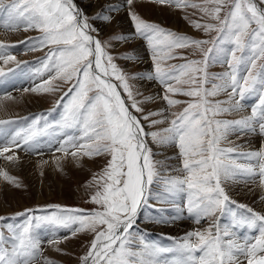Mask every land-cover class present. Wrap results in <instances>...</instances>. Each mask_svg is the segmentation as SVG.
<instances>
[{
    "label": "snow or ice",
    "instance_id": "snow-or-ice-1",
    "mask_svg": "<svg viewBox=\"0 0 264 264\" xmlns=\"http://www.w3.org/2000/svg\"><path fill=\"white\" fill-rule=\"evenodd\" d=\"M136 2L123 0L89 18L74 0H7V3L0 0V19L6 16L4 29L39 30L41 36L29 38L33 41L31 51L52 46L43 67L50 73L54 70L55 74L23 91L54 92L59 88L51 83L55 80L70 85L57 101V107L63 105L59 126L77 129L81 135L68 136L56 151L72 157L80 154L89 158L107 157L102 170L93 177L95 191L90 202L97 208L90 212L64 209L41 216L25 213L27 218L21 225H0V264H56L43 256L42 241L37 234L42 225L68 229L73 236L81 232L93 234L80 264H264V214L232 200L223 186L227 181H258L264 189V143L247 152H238L239 146H220L234 133H252L264 138V0H201L200 3L149 0L157 5L174 4L177 8L198 10L205 22L190 23L206 34L215 32L211 40L194 39L146 21L135 11ZM121 8H126L135 35L147 41L154 72L131 77L124 73L108 49L110 40L124 41L127 37L101 40L100 30L90 23V19L110 23L112 16L105 12H119ZM205 45L210 46L205 48ZM13 46L0 42V60L4 64L15 61V56L8 54ZM188 48L198 51L202 58L187 60L175 52ZM178 56L186 62L168 71L161 67L163 60ZM121 58L136 59L127 54ZM216 64L226 66V70L210 73L208 69ZM5 75L0 69V77ZM130 79L158 81L164 88L162 99L167 109L146 112L141 105L152 97L137 101ZM211 81L219 83H212L211 89L204 87ZM185 84L187 88L176 86ZM220 93H225L227 100L209 99ZM176 95L190 100L174 99ZM252 95L258 97V103L251 108L250 115L233 120L217 118L243 111L242 102ZM181 104L186 106L178 113L172 112L175 118L168 120L165 111ZM43 118V114L37 116L22 130L23 134L17 132L0 145V157L8 162L17 161L13 150L21 147V143L32 150L36 138L48 134L52 127L38 128ZM8 122L0 120V124ZM145 123L149 129L164 123L168 127L146 131ZM149 137L153 144L177 149L180 167H166L165 162L173 157L154 159L160 153L153 152ZM233 153L236 158L232 157ZM239 158L248 162L238 163ZM172 171L181 175H171ZM0 177L20 186L7 171L0 170ZM153 185L162 190L154 192ZM181 193H187V215L195 223L199 224L203 218L211 219L207 229L186 233L173 247L150 243L143 233L134 230L140 210L150 199L176 204ZM184 211L176 205V214L165 216L163 209H157L158 215L148 219L169 224L182 218ZM224 216H228L229 222L221 224ZM5 219L0 217V221ZM253 232L258 234L252 235ZM48 243L56 246L55 251H63L58 247L59 239L53 238ZM164 253L171 257L161 259Z\"/></svg>",
    "mask_w": 264,
    "mask_h": 264
},
{
    "label": "rangeland",
    "instance_id": "rangeland-1",
    "mask_svg": "<svg viewBox=\"0 0 264 264\" xmlns=\"http://www.w3.org/2000/svg\"><path fill=\"white\" fill-rule=\"evenodd\" d=\"M141 1L149 2V0ZM5 2L7 3V0H5ZM95 2L98 3L96 4ZM122 2L123 0H91L92 8L87 10L86 8H83L84 6H82V9L83 13L91 18L96 13L100 12L102 8L106 9L109 5H118ZM188 2L200 3L201 0H188ZM138 6L139 7L137 8L135 7V11L138 12L143 19L150 23L157 24L161 28L168 31L181 35H187L198 40H211L216 35L215 32L206 34L205 32L197 30L192 26L190 21L195 20L203 23L205 20L202 19L198 10L191 7L177 8L174 4L157 5L159 6L157 8H161L162 10L166 11L172 10L173 14L177 15L178 17L180 16L179 23H183L185 25L182 26L179 23H177L178 25L172 24V16H170L168 13V18H158L153 13L155 10L153 7L148 9L144 4ZM144 12H148L149 15L145 14ZM105 14L112 16L110 23L91 19L90 23L100 30L99 38L101 40H109L110 37L121 35L127 37V39L124 41L115 39L110 40V47L108 50L114 56V62L117 64V66L130 77L137 74L154 72L152 53L149 50L147 41L144 38L135 35L134 26L127 14L126 9L121 8L119 12L106 11ZM124 17L127 19V25H129L128 28L122 23ZM4 20H6V16L3 19H0V42L14 45L13 47L9 48L8 54L15 56V61H9L8 64H4L3 60H0V69H3V71L6 73L5 76L0 77V81L3 82V86L5 83L6 85L11 83L9 85L11 86L10 88L8 87L5 88V90H0V99H7L15 96L14 98L16 99V103L17 101L22 100L20 95L22 92H24L23 89H31L32 87L41 84L42 81L48 80L50 75L55 74L54 70L50 73L43 67L45 57L52 46L45 47L42 50H29L33 43V41L29 38L39 37L42 35V33L35 29L24 31L23 27L16 31L6 30L2 27ZM210 22L215 23L214 21ZM108 25L112 26V28H105ZM17 36L22 37L19 39H13V37ZM130 36L132 38H136V40H131ZM209 46L210 45H205V48ZM175 52L177 54H182L187 60L202 58L198 51L193 52L191 48L176 49ZM125 54L136 57V59L129 60L121 58ZM143 54L146 56L144 57ZM144 58L149 60V64L146 66L142 63ZM186 59H181L179 56L176 59H166L162 61L161 67L165 69V71H168L171 70L172 66H178L185 63ZM37 70H40V72L43 74L41 75ZM225 70L226 66H221L220 64L213 65L208 69L210 73H221ZM128 82L137 101L143 102L145 101V97H152L150 101L144 102L141 105L144 107L146 112L167 109V104L162 99V96L164 95V88L158 81H149L147 79H130ZM142 82L145 84H142ZM51 83L54 86L58 85V90L49 93L28 91L37 95H44L46 101L48 102L46 106L30 110L19 115L0 117V120L9 121L8 123L0 124V145L6 144L17 132H21L23 134L22 130L27 129L32 123V120L41 114H43L44 118L38 122L37 127L44 128L45 125H52V127L48 129V134L40 135L36 138L34 141L36 146L32 150H27V147L22 143L21 147L15 148L13 150L15 155L18 157L17 161L12 162L16 163V165L11 166L9 165V163L12 164L11 162H5L4 158L0 157V170L7 171L11 176L16 177L20 185L17 187L15 184L9 183L8 181H5L3 177H0V217H6L5 220L0 221V225H21L27 218L25 213H27V215L41 216L51 215L53 212L59 213L64 209H82L86 212H90L97 208L96 205L90 202V196L95 191L93 177L102 170L106 163L107 157L101 155L89 158L87 156H83L82 154L72 157L71 155L64 156L62 152L56 151V149L60 147L61 141L65 140L68 136L79 137L81 133L77 129L61 128L59 126L61 116L63 114V105L61 104L59 107H57V101L61 100V97L68 90L70 85L67 83H62L59 80L52 81ZM212 83H219V81H211L210 83L204 85V87L211 89ZM176 86L184 88L188 87L186 84ZM121 92L122 95L126 96V93H123L122 89ZM173 98L181 101L190 100L189 97L183 95H176ZM209 99L213 101H224L227 100V95L225 93H220L215 97H209ZM64 102H66V99ZM242 103L245 105L243 111L225 113L217 118L233 120L239 119L242 116L250 115L251 108L258 103V97L255 95L246 96ZM185 106V104H181L175 106L172 109H168L165 111V116L168 118V120H171L175 118L171 115V113H178L182 111L183 107ZM224 106L227 107L228 105ZM9 107H14V104L10 105V101L5 100L3 108L7 110ZM137 115L139 116L140 114L137 113ZM156 118L159 117H153V119ZM165 127H168V123L157 125L156 129H149L147 123H145L146 131L157 130L159 128ZM148 140L149 146L153 149V152L160 153V155H156L154 159L164 160L165 157H173L174 161H171L170 163L167 161L165 162L166 167L171 169H177L180 167L181 162L176 158L178 151L177 149L171 146L161 147L153 144L150 137ZM261 143H264V138L257 134L234 133L230 134L227 140L222 141L220 146L225 148L239 146L237 148L238 152H247L255 150ZM163 153L164 155H161ZM19 155H21V157H19ZM231 155L233 158H236L235 153ZM20 159L23 160L22 162H28V166L26 163L21 164ZM237 162L247 163L248 161L239 158L237 159ZM170 174L181 175V173L176 171H172ZM223 186L232 200L237 201L238 204H245L253 208L255 211L264 214V210L259 208L255 201H249L248 198H244V201V199L242 200L243 197L239 198L238 196H235V193L243 192L246 187L247 190L251 188V190H254L255 193L261 192L259 196L257 195V199L260 204L262 201L261 197L264 196V189L259 186L258 181L248 183L243 181H227L224 182ZM161 190L162 189L160 186L153 185L154 192H159ZM251 190L248 191L251 192ZM178 202L181 204V206ZM57 205L60 206L59 209L55 207ZM176 205H179L185 211L183 217L177 219L175 222L169 224H157L148 219V217L158 215L156 212L157 209H163V215L165 216H174L175 214H173V211L176 213ZM186 205L187 193H181L180 196L176 198V204L163 203L158 202L155 199H150L148 205L140 210L137 223L134 225V230H138L139 232L143 233L145 239L150 243H156L162 247H173L176 242L182 240L188 231H203L211 224L210 218H203L199 224L195 223L194 220L187 215ZM180 221L185 224L183 226L185 229H181L180 227L178 228L177 225L180 223ZM220 222L221 224L228 223V216H224ZM172 226H177V233H174V231L169 232V229H171ZM4 231L5 235H8L6 229ZM178 233H180L183 237H179ZM37 234L42 241L41 246L43 249V256L56 261V264H80V258L85 254L88 243L92 239L93 235L92 233L81 232L73 236L71 235L70 230L56 228L52 225H42L39 229H37ZM243 234L244 232H241V235ZM251 234L256 235L258 233L253 232ZM53 238L60 240L58 247L63 250L62 252L55 251L54 248L56 246L50 245L48 243V241ZM70 242L73 243V250L69 249ZM50 248L53 249L52 252L48 251ZM58 253L68 257H65L64 259L60 258ZM170 257L171 254L164 253L162 254L161 259Z\"/></svg>",
    "mask_w": 264,
    "mask_h": 264
},
{
    "label": "bare ground",
    "instance_id": "bare-ground-1",
    "mask_svg": "<svg viewBox=\"0 0 264 264\" xmlns=\"http://www.w3.org/2000/svg\"><path fill=\"white\" fill-rule=\"evenodd\" d=\"M104 1V0H103ZM74 3L78 6V8H80V9H82V6H84L83 8L85 9H87V10H90L91 8H92V5H91V0H74ZM96 3V2H95ZM98 3V2H97ZM96 3V4H97ZM94 4V3H93ZM142 4H144L145 6H147V8L148 9H150V7H153L155 10H154V14L158 17V18H168V16L170 15V16H172V19H171V21H172V24H174V25H178L177 23H179V21H180V16L178 17L177 15H175V14H173V12H172V10H162L161 8H157V7H159V6H157V5H154V4H151V3H149V2H146V1H141V0H137V2H136V8L137 7H139L138 5H142ZM126 9V8H125ZM83 10V9H82ZM95 10V9H94ZM123 10V9H122ZM127 11V10H126ZM142 11V10H141ZM143 12V11H142ZM145 14H147V15H149V13L148 12H144ZM167 13L169 14V15H167ZM121 14V13H120ZM116 15V14H115ZM115 18V17H114ZM117 21V20H116ZM115 21V22H116ZM122 23L128 28V26L129 25H127V19L124 17L123 18V20H122ZM114 24V23H113ZM179 24H181V23H179ZM182 26H185L183 23L181 24ZM105 28H109V29H111L112 28V26H106ZM125 28V27H124ZM126 28V29H127ZM93 35H95V33L93 34ZM22 36H17V37H13V39H19V38H21ZM131 37V36H130ZM132 39H135L136 40V38H132L131 37V40ZM138 41V40H137ZM123 46H125V45H123ZM138 48H140V47H138ZM143 56H144V54H143ZM146 56V55H145ZM144 56V57H145ZM142 63L143 64H145V66L146 65H148L149 64V60L148 59H146V58H144L143 60H142ZM150 81V80H149ZM144 82H142V84H143ZM11 83H8L6 86H5V88H10L11 86H9ZM145 84V83H144ZM13 86V85H12ZM2 90H5V89H2ZM121 91V90H120ZM21 101H17L16 103H15V96H12V97H10V98H7V99H0V108H2V109H0V117H4V116H11V115H19V114H22V113H25V112H28V111H30V110H33V109H38V108H41V107H43V106H46L47 105V101H46V98H45V96L44 95H37V94H35V93H31V92H22L21 93ZM5 100H7V101H10V105H13L14 104V107H9L7 110H5V108H3V104H4V101ZM28 104V105H27ZM134 111V110H133ZM11 128V127H10ZM9 133V132H8ZM166 152V151H165ZM161 155H164V153L163 154H161ZM19 157H21V155H19ZM24 157V156H23ZM21 160V164H25L26 163V165L28 164V162H22L23 160L22 159H20ZM171 161H174L173 160V158H172V160L170 159V160H167V162H171ZM5 162H8V161H6L5 160ZM2 163V162H1ZM12 163V162H11ZM18 163V162H17ZM8 164V163H7ZM9 165H11V166H14V165H16V163H12V164H10L9 163ZM28 166V165H27ZM26 167V166H25ZM14 168V167H13ZM244 189V188H243ZM234 190V189H233ZM239 190V189H238ZM247 190V187L245 188V190H243V192H241V190H240V192L241 193H235V196H238L239 198L240 197H243L242 198V200L244 199V198H248L249 199V201H255V203H256V205H258V207L259 208H261L262 210H264V200H262L261 201V203L259 204V201H258V199H257V197L259 196V194H261V192H254V190H251V188H249L248 190H251V192H249L248 190ZM260 190V189H259ZM231 191V190H230ZM237 191V190H236ZM261 191V190H260ZM264 191V190H263ZM262 191V192H263ZM234 192H235V190H234ZM233 193V192H232ZM248 193V194H247ZM245 194V195H244ZM258 195V196H257ZM246 196V197H245ZM244 201H245V199H244ZM179 203V202H178ZM258 203V204H257ZM179 205L181 206V204L179 203ZM263 205V206H262ZM173 214H176L175 213V211H173ZM171 215H172V213H171ZM185 224H183V222H181L180 221V223L177 225L178 226V228L180 227L181 229H185V227H183ZM177 226L176 227H174V226H172L171 227V229H169L168 231L169 232H171V231H174V233H177V231H178V229H177ZM189 232V231H188ZM187 232V233H188ZM184 234H185V232H184ZM178 236L179 237H183L180 233H178ZM80 237V236H79ZM70 241V240H69ZM79 241V240H78ZM73 242V241H72ZM70 244V248L69 249H72L73 250V243H69ZM71 250V251H72ZM48 251H50V252H52L53 251V249L52 248H50V249H48ZM73 252V251H72ZM56 253V252H55ZM58 255H59V257L60 258H65V257H68V256H64L63 254L61 255V254H59L58 253ZM71 256V255H70Z\"/></svg>",
    "mask_w": 264,
    "mask_h": 264
}]
</instances>
